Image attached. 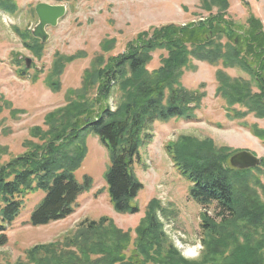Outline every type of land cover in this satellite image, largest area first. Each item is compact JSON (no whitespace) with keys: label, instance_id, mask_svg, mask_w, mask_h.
I'll use <instances>...</instances> for the list:
<instances>
[{"label":"trees","instance_id":"1","mask_svg":"<svg viewBox=\"0 0 264 264\" xmlns=\"http://www.w3.org/2000/svg\"><path fill=\"white\" fill-rule=\"evenodd\" d=\"M213 1L220 11L217 17L195 25L151 28L127 42L117 55H109L114 39L100 41V51L84 70L79 88L66 92L67 102L45 114L42 126L30 129L31 140L23 143L22 154L0 165V246L5 244L2 233L19 216L29 194L45 193L31 214L33 227L61 221L73 213L78 197L92 188L90 177L83 176L78 182L74 175L86 156V138L91 135L108 151L109 166L103 179L113 211L139 213L136 200L144 186L134 169L140 164L145 167L140 151L153 139V124L195 119L203 95L180 85L183 72L193 69V60L246 74L244 80L217 70L215 95L224 100L230 120H242L249 114L264 119L261 22L253 16L244 27L226 22V0ZM199 2L206 11L214 5L211 0ZM15 10L12 0H0L1 12L13 15ZM12 30L19 36L20 30ZM25 32L24 48L40 59L43 45ZM156 51L165 56L149 71ZM85 57L82 52L72 56L55 53L45 77L46 88L58 91L65 66ZM114 96L115 110L111 111L108 103ZM2 105L8 107L0 98V112ZM10 113L15 118L20 111ZM241 126L264 143V129ZM165 151L174 168L189 181V197L203 210L199 214L202 250L198 259L189 261L173 247L158 216L166 212L152 198L132 231H122L107 217L84 219L60 240L28 249L24 260L14 264H264V158L255 169L234 170L228 158L238 150L182 135L168 142Z\"/></svg>","mask_w":264,"mask_h":264},{"label":"rangeland","instance_id":"2","mask_svg":"<svg viewBox=\"0 0 264 264\" xmlns=\"http://www.w3.org/2000/svg\"><path fill=\"white\" fill-rule=\"evenodd\" d=\"M12 1L16 5L13 15L0 12V98L2 102L8 103V107L1 106L0 112V165L22 154L25 151L23 143L31 140L30 129L42 126L45 114L67 102L66 92L79 88L84 70L100 51L101 40L114 39L115 47L109 55H117L123 52L127 42L151 28L167 24L195 25L198 21L205 22L220 14L213 0L214 5L209 11L201 7L199 0ZM39 3L64 5L66 14L55 27H45L48 39L43 45L41 58L37 59L23 47L20 40L26 38V32L22 29L36 24L33 9ZM226 7L223 13L226 22L231 21L244 27L247 19L253 16L261 22L264 32V0H226ZM12 28L21 30L19 37ZM26 42L30 43V40ZM221 42L224 43V40ZM78 52L84 53L86 57L65 66L60 76L59 90L54 92L46 88L45 77L50 72L54 54L72 56ZM164 56L165 53L161 51L154 52L147 69H156ZM25 59L32 61L28 69L25 68ZM191 65L193 69L183 72L180 85L189 92L203 96L194 112V120H170L166 124H153V139L140 151L145 167L140 164L134 169V174L144 186L136 200L140 212L120 215L113 211L103 179L109 166L108 151L97 137L88 136L86 156L74 175L78 182H81L83 176L90 177L91 190L78 197L77 206L69 217L40 227L31 226L30 218L45 193L38 191L27 195L21 213L2 233L5 244L0 246V264H14L24 260L28 249L60 240L84 219L107 217L122 231H132L152 198H157L163 205L166 212L162 216L163 221L164 218L172 219L173 231L167 224L164 230L170 240L175 242L181 255L189 261L198 259L202 250L198 217L201 208L189 197L190 183L173 167L165 152V145L182 135L198 140L210 139L215 147H226L238 152L250 150L264 158V143L254 138L248 128L241 126L245 123L247 127L254 125L264 129V119L259 120L249 114L242 120H230L224 100L215 95L217 70H222L232 78L244 80L248 79L246 74L235 69H223L220 64L211 66L193 60ZM110 104L112 107L113 103ZM231 108L244 110L238 106ZM13 109L20 111L15 118L10 113ZM213 210L209 208L210 216ZM174 229L183 232L184 242L179 241ZM131 237L134 238V235L131 234Z\"/></svg>","mask_w":264,"mask_h":264},{"label":"water","instance_id":"3","mask_svg":"<svg viewBox=\"0 0 264 264\" xmlns=\"http://www.w3.org/2000/svg\"><path fill=\"white\" fill-rule=\"evenodd\" d=\"M34 12L37 17V24L31 29V35L34 38L40 40L42 44H44L48 39V35L45 32V27H55L57 25V21L65 15V7L61 5L50 6L47 4L39 3L34 7ZM30 64L31 60L26 59V68H29ZM229 165L231 166V168L239 171L253 169L260 165V159L253 155V153L242 150L238 153L233 154L229 158Z\"/></svg>","mask_w":264,"mask_h":264},{"label":"bare ground","instance_id":"4","mask_svg":"<svg viewBox=\"0 0 264 264\" xmlns=\"http://www.w3.org/2000/svg\"><path fill=\"white\" fill-rule=\"evenodd\" d=\"M176 235H178V239H179V241H180V239H181V235L179 234V233H176ZM174 242V241H173ZM174 244H175V242H174ZM175 246H176V244H175ZM190 251H188V253H189ZM191 253V252H190Z\"/></svg>","mask_w":264,"mask_h":264}]
</instances>
